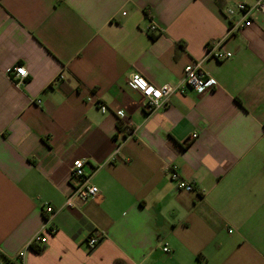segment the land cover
Wrapping results in <instances>:
<instances>
[{
	"label": "crops",
	"instance_id": "crops-1",
	"mask_svg": "<svg viewBox=\"0 0 264 264\" xmlns=\"http://www.w3.org/2000/svg\"><path fill=\"white\" fill-rule=\"evenodd\" d=\"M255 1L0 0V264H264V17L229 32L227 12ZM199 60L205 89L164 108L128 84ZM75 159L94 197L72 195Z\"/></svg>",
	"mask_w": 264,
	"mask_h": 264
},
{
	"label": "built area",
	"instance_id": "built-area-1",
	"mask_svg": "<svg viewBox=\"0 0 264 264\" xmlns=\"http://www.w3.org/2000/svg\"><path fill=\"white\" fill-rule=\"evenodd\" d=\"M234 11L240 13V18L235 21H230L229 32H232L234 29L250 26L253 23L254 14L259 13L264 17V0H256L252 4L236 2L233 6L228 8V15L231 16ZM148 29L150 32H154L159 31L160 27L156 23L152 22ZM219 45L220 41L210 42L207 47L206 57H214L218 60L229 57V53L222 52L217 49ZM7 74L9 80L16 86L24 84L28 77V71L23 65H14L8 70ZM207 82L208 79L202 68V60L185 66L183 76L177 85L162 84L157 86L147 81L137 72L131 73L128 78V84L141 94L144 98L142 106L149 112L169 106L171 104V97L175 93L184 94L187 90H193L196 92L203 91ZM37 102H39V100H37ZM99 107L102 110L104 109L102 104H100ZM194 137H196V133L191 135V138ZM86 163L87 161L85 159H75L71 162L69 168V178L73 183L72 195L78 196L82 199L94 197L98 194L97 186L90 182L89 175L85 172ZM171 179L180 189L185 191L194 190L192 183L182 179L175 171L172 172ZM66 204L71 206V197L66 200ZM45 211L50 213L52 208L50 206H46ZM49 232H53V230H50ZM46 239L47 236L44 233L37 232L30 238L25 248H22L18 252V257L24 256L26 248L41 247L45 244ZM97 242L98 239L96 237H90L88 239V244L90 246L96 245ZM163 250L166 252L169 251L167 246H165Z\"/></svg>",
	"mask_w": 264,
	"mask_h": 264
},
{
	"label": "trees",
	"instance_id": "trees-1",
	"mask_svg": "<svg viewBox=\"0 0 264 264\" xmlns=\"http://www.w3.org/2000/svg\"><path fill=\"white\" fill-rule=\"evenodd\" d=\"M37 252H40L41 251V248L40 247H35L34 248Z\"/></svg>",
	"mask_w": 264,
	"mask_h": 264
}]
</instances>
